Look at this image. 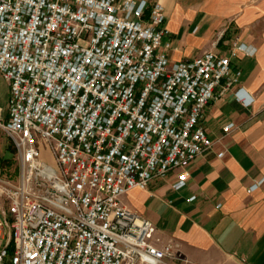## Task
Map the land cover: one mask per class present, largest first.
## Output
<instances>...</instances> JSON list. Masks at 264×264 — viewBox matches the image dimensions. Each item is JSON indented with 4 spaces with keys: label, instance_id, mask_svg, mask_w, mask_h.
I'll return each mask as SVG.
<instances>
[{
    "label": "built area",
    "instance_id": "obj_1",
    "mask_svg": "<svg viewBox=\"0 0 264 264\" xmlns=\"http://www.w3.org/2000/svg\"><path fill=\"white\" fill-rule=\"evenodd\" d=\"M164 20L144 0H0V137L18 166L13 183L0 164V240L8 230L13 243L0 264H191L120 199L174 172L172 189L185 187L181 170L213 146L206 106L250 55L233 39L170 62Z\"/></svg>",
    "mask_w": 264,
    "mask_h": 264
},
{
    "label": "crops",
    "instance_id": "obj_2",
    "mask_svg": "<svg viewBox=\"0 0 264 264\" xmlns=\"http://www.w3.org/2000/svg\"><path fill=\"white\" fill-rule=\"evenodd\" d=\"M144 1L163 7L170 62L211 51L225 54L233 39L247 46L250 56L240 53L232 60L241 71L239 83L222 97L216 91L206 106L199 125L213 146L181 170L185 187L172 189L179 173L174 172L120 201L154 225L157 245H173L191 264H264V0ZM238 89L240 100H251L249 106L235 98ZM8 97V83L0 76L3 124ZM227 124L232 127L225 132ZM7 141L0 137L2 157ZM6 244L13 246L8 230L0 247Z\"/></svg>",
    "mask_w": 264,
    "mask_h": 264
},
{
    "label": "rangeland",
    "instance_id": "obj_3",
    "mask_svg": "<svg viewBox=\"0 0 264 264\" xmlns=\"http://www.w3.org/2000/svg\"><path fill=\"white\" fill-rule=\"evenodd\" d=\"M6 147H7V151L3 153L4 154L3 157L0 156L1 157L0 164L2 166L4 164V162L7 163V161H2L3 159L9 160V163H7V164L5 163L2 166V168H3L5 175H7L13 183H16L17 178H18V166H17L16 162L14 161V149H13V147L9 141H7ZM1 154H2V151H1L0 155Z\"/></svg>",
    "mask_w": 264,
    "mask_h": 264
},
{
    "label": "trees",
    "instance_id": "obj_4",
    "mask_svg": "<svg viewBox=\"0 0 264 264\" xmlns=\"http://www.w3.org/2000/svg\"><path fill=\"white\" fill-rule=\"evenodd\" d=\"M2 161H7V163H9V160H7V159H3ZM5 163H6V162H4V164H5ZM7 163H6V164H7ZM4 164H3V165H4ZM3 165H2V166H3ZM2 166H1V168H2ZM2 169H3V168H2ZM3 172H4V171H3ZM9 250H10V251L12 250V247H11V246L9 247Z\"/></svg>",
    "mask_w": 264,
    "mask_h": 264
}]
</instances>
